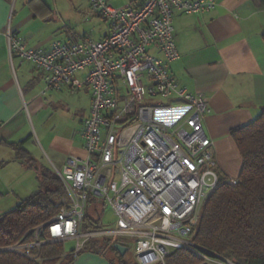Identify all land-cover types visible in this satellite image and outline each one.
<instances>
[{
  "label": "built area",
  "instance_id": "obj_1",
  "mask_svg": "<svg viewBox=\"0 0 264 264\" xmlns=\"http://www.w3.org/2000/svg\"><path fill=\"white\" fill-rule=\"evenodd\" d=\"M88 2L110 23L101 41L56 40L44 50L28 46L11 25L7 28L11 59L40 71L48 91L89 89L92 103L83 122L87 157L68 158L62 170L54 166L66 198L60 213L36 230V235L45 231L47 240L4 251L29 254L33 247L72 242L77 256L93 242L128 238L137 264H166L176 250L193 252L202 264H234L193 240L221 176L204 126L207 99L181 87L169 69L180 58L176 17L210 13L216 4L136 0V7H115L110 0ZM152 47L161 57L150 54ZM156 99L169 104L147 103ZM228 183L236 186L239 180ZM90 199L112 212L115 228L83 231Z\"/></svg>",
  "mask_w": 264,
  "mask_h": 264
},
{
  "label": "crops",
  "instance_id": "obj_2",
  "mask_svg": "<svg viewBox=\"0 0 264 264\" xmlns=\"http://www.w3.org/2000/svg\"><path fill=\"white\" fill-rule=\"evenodd\" d=\"M14 1L0 0V144L25 141L23 148L40 165L62 170L68 158L87 157L83 130L81 137L58 135L46 119L77 93L69 89L61 93L48 91L40 71L11 59L6 31L11 25L28 46L49 50L56 40L68 44L84 38L101 41L110 33V23L92 11L88 0H22L19 11L12 16ZM207 1L216 4L214 11L176 17L174 41L180 58L169 69L181 87L206 97L209 112L204 126L213 142L218 172L221 177L238 179L242 158L230 133L254 122L264 108V2ZM110 2L115 7L137 6L136 0ZM70 21L81 26L68 29ZM149 52L161 57L155 47ZM84 75L79 74L78 80ZM82 92L89 97L88 116L92 94L89 89L78 94ZM3 149L13 151L0 145V213L13 209L39 187L36 173L27 169L14 151L12 156L3 157ZM44 157L52 167L42 162ZM111 239L127 247L124 238ZM96 243L75 256L73 264H111L107 253L96 249Z\"/></svg>",
  "mask_w": 264,
  "mask_h": 264
},
{
  "label": "trees",
  "instance_id": "obj_3",
  "mask_svg": "<svg viewBox=\"0 0 264 264\" xmlns=\"http://www.w3.org/2000/svg\"><path fill=\"white\" fill-rule=\"evenodd\" d=\"M230 134L242 158L239 183L231 186L221 177L223 182L204 205L193 240L234 264H264V108L254 122L236 128ZM24 143L0 144L12 149L26 168L36 173L39 184L36 193L10 211L0 213V264H73L75 255L72 252L66 254L62 243L45 244L39 249L33 247L29 254L27 251H4L36 241L45 242L47 233L36 235V230L60 213L66 198L57 174L40 165L23 148ZM102 215L103 206L90 199L83 231L101 228ZM118 243L114 239H104L97 241L96 249L107 253L111 264H136L126 259L128 252L124 257L120 255L115 249ZM165 263L202 264L203 260L188 250H176Z\"/></svg>",
  "mask_w": 264,
  "mask_h": 264
},
{
  "label": "rangeland",
  "instance_id": "obj_4",
  "mask_svg": "<svg viewBox=\"0 0 264 264\" xmlns=\"http://www.w3.org/2000/svg\"><path fill=\"white\" fill-rule=\"evenodd\" d=\"M22 2V0H15L14 1V6H13V11H12V16L14 11L18 12L19 11V5ZM65 19L67 17H64ZM78 22V18H76ZM71 22V21H70ZM75 23L71 22L69 24H66L68 29H74L75 27L81 26L80 24L74 25ZM73 27V28H71ZM85 26H82V29ZM89 100V97L86 93L82 92L80 94L77 93V95H73L69 97V100L66 102V104L60 105L56 110L53 111V118L51 119L47 118L46 122L49 124L50 127L54 129V133L61 135V134H76L78 137H81V132L83 130V121L86 119V107H87V102ZM149 105H167L169 104V101L166 100H161V99H156L153 100L152 102H147ZM33 135H35L33 133ZM35 138V136H34ZM40 148V146H38ZM3 157H10L14 153L11 150L8 149H3ZM42 162L46 164L48 167H52L51 163L48 161L47 158H42ZM240 159V156H239ZM239 164L237 162V165L241 167L240 160ZM238 167V168H239ZM241 170V168H240ZM239 170V171H240ZM226 180H229L226 178ZM225 181V180H224ZM223 182V180H221ZM99 209V208H98ZM117 225V220L113 216L112 212L105 208L103 209V215H102V226L107 229H113ZM124 242L127 243V247L129 249L128 255L126 257L127 260L130 262H137L133 258V244L131 243V240L128 238H124ZM73 249V243L70 242L65 245V250L70 251ZM25 253V251H24ZM199 257V256H198Z\"/></svg>",
  "mask_w": 264,
  "mask_h": 264
},
{
  "label": "water",
  "instance_id": "obj_5",
  "mask_svg": "<svg viewBox=\"0 0 264 264\" xmlns=\"http://www.w3.org/2000/svg\"><path fill=\"white\" fill-rule=\"evenodd\" d=\"M115 249L120 253L122 257H124L128 252V247L122 246L120 244H116Z\"/></svg>",
  "mask_w": 264,
  "mask_h": 264
},
{
  "label": "snow or ice",
  "instance_id": "obj_6",
  "mask_svg": "<svg viewBox=\"0 0 264 264\" xmlns=\"http://www.w3.org/2000/svg\"><path fill=\"white\" fill-rule=\"evenodd\" d=\"M58 231V230H57Z\"/></svg>",
  "mask_w": 264,
  "mask_h": 264
}]
</instances>
